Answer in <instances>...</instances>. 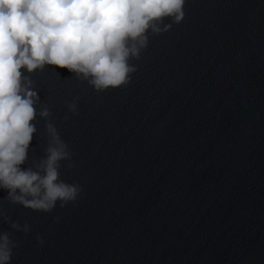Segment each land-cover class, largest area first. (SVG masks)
<instances>
[{
    "label": "water",
    "instance_id": "1",
    "mask_svg": "<svg viewBox=\"0 0 264 264\" xmlns=\"http://www.w3.org/2000/svg\"><path fill=\"white\" fill-rule=\"evenodd\" d=\"M184 11L149 34L126 86L21 69L74 154L60 178L83 191L46 213L0 189L11 264H264V0H186ZM37 121L24 170L46 155Z\"/></svg>",
    "mask_w": 264,
    "mask_h": 264
},
{
    "label": "clouds",
    "instance_id": "2",
    "mask_svg": "<svg viewBox=\"0 0 264 264\" xmlns=\"http://www.w3.org/2000/svg\"><path fill=\"white\" fill-rule=\"evenodd\" d=\"M186 0H0V189L7 200L34 211L52 212L77 201L83 189L60 178L61 161L73 153L51 122L52 113L34 90L31 75L48 65L66 68L97 92L126 86L149 45V34L168 31L185 17ZM171 20L172 23H165ZM77 112L74 99L68 103ZM45 121L48 144L35 167L28 161L37 132ZM68 119V117H65ZM0 214H3L0 211ZM5 220L28 233L30 225ZM58 219V218H57ZM41 244L43 239L37 237ZM17 243L0 233V264H11Z\"/></svg>",
    "mask_w": 264,
    "mask_h": 264
}]
</instances>
